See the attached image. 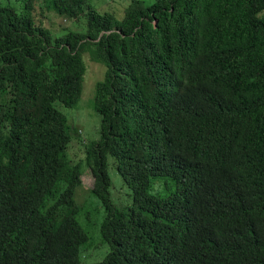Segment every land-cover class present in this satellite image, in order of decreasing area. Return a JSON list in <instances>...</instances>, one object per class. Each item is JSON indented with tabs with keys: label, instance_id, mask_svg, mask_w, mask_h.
Segmentation results:
<instances>
[{
	"label": "trees",
	"instance_id": "obj_1",
	"mask_svg": "<svg viewBox=\"0 0 264 264\" xmlns=\"http://www.w3.org/2000/svg\"><path fill=\"white\" fill-rule=\"evenodd\" d=\"M24 1L0 5V264H83L86 170L109 246L95 264H264V0H130L122 19ZM38 1L84 30L54 36ZM85 55L106 67L100 138L71 160L81 135L59 107L78 106Z\"/></svg>",
	"mask_w": 264,
	"mask_h": 264
},
{
	"label": "rangeland",
	"instance_id": "obj_2",
	"mask_svg": "<svg viewBox=\"0 0 264 264\" xmlns=\"http://www.w3.org/2000/svg\"><path fill=\"white\" fill-rule=\"evenodd\" d=\"M91 4L101 13H111L118 19L124 17L126 9L129 7L130 0H90ZM24 0H0V5L13 7L17 11H22ZM41 2L34 3L33 14L38 25L49 30L54 36L63 34L66 30L83 31L85 27L84 18L81 21H66L59 18L55 12L48 11L46 8L41 11ZM87 72L84 80V88L81 100L75 109L59 107L68 119V124L72 130H78L80 137H73L67 157L78 160L85 150L84 143L99 140L101 117L94 108L95 88L98 82L104 79L106 67L103 64L91 61L87 55L84 56ZM108 173L112 180L110 188L113 203L122 207L130 204V189L124 184L119 176L113 159L109 157ZM83 185L77 189L75 200L80 207L78 221L83 229L89 234L91 243L83 251V264H95L104 259L109 251V246L100 240L99 230L104 217L105 210L99 199L92 193L94 178L90 170H86L82 176ZM153 192V191H151ZM94 231L96 232L94 235ZM94 236V237H93Z\"/></svg>",
	"mask_w": 264,
	"mask_h": 264
}]
</instances>
